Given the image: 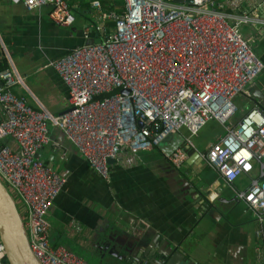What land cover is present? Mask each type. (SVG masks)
<instances>
[{
  "label": "built area",
  "instance_id": "built-area-1",
  "mask_svg": "<svg viewBox=\"0 0 264 264\" xmlns=\"http://www.w3.org/2000/svg\"><path fill=\"white\" fill-rule=\"evenodd\" d=\"M9 1L21 3L28 12L48 7L49 19L58 27L75 23L70 0ZM246 2H90L87 42L49 62L68 90L67 106L59 115L38 102L33 109L12 91L24 88V79L2 54L8 68L0 71V182L23 210L25 234L39 264H89L49 241L47 213L65 184L37 157L54 142L52 128L61 131L96 173L107 177L109 160L122 153L152 151L182 129L188 133L186 145L192 147V138L216 121L225 134L209 146L205 163L256 221H264V113L251 108L236 125L230 123L238 112L236 99L250 100L254 81L264 73L251 40L240 32L244 25L264 28L258 15L243 12ZM168 160L179 170L186 154L178 149ZM241 177L249 179L244 189L234 186ZM142 233L133 230L136 238ZM256 254L257 264H264V242ZM4 259L0 243V264Z\"/></svg>",
  "mask_w": 264,
  "mask_h": 264
},
{
  "label": "crops",
  "instance_id": "crops-1",
  "mask_svg": "<svg viewBox=\"0 0 264 264\" xmlns=\"http://www.w3.org/2000/svg\"><path fill=\"white\" fill-rule=\"evenodd\" d=\"M92 1L70 0L75 23L64 28L50 21L48 7L28 12L21 3L0 0V57L7 54L24 79L25 87L12 91L33 109L38 102L53 115L65 111L68 90L49 62L87 42ZM243 12L264 20V0H247ZM240 32L264 64V28L244 25ZM235 102L233 125L251 108L264 113V73L253 83L252 98ZM212 122L218 133L207 145L195 140L197 134L188 147L187 131L179 132L152 151L122 153L108 163L107 177L96 173L61 131L50 129L54 142L37 157L65 179L47 213L51 246L65 247L89 264H257L264 221H256L205 163L209 146L225 134ZM5 142L15 149L11 139ZM178 149L186 154L179 170L168 160ZM248 181L241 177L234 186L244 189ZM134 229L143 232L140 238Z\"/></svg>",
  "mask_w": 264,
  "mask_h": 264
},
{
  "label": "water",
  "instance_id": "water-1",
  "mask_svg": "<svg viewBox=\"0 0 264 264\" xmlns=\"http://www.w3.org/2000/svg\"><path fill=\"white\" fill-rule=\"evenodd\" d=\"M177 4H191L192 0H174ZM99 43V40H95ZM0 81V86H2ZM127 94V91H122ZM176 135V134H175ZM108 163H113L109 160ZM0 243L7 264H39L32 254L23 227L20 213L11 195L0 182ZM148 253L146 254V256ZM156 261V260H155ZM160 264H162L160 262Z\"/></svg>",
  "mask_w": 264,
  "mask_h": 264
},
{
  "label": "rangeland",
  "instance_id": "rangeland-1",
  "mask_svg": "<svg viewBox=\"0 0 264 264\" xmlns=\"http://www.w3.org/2000/svg\"><path fill=\"white\" fill-rule=\"evenodd\" d=\"M236 103V102H235ZM216 123L215 122H208L198 133V135L195 137V140H198L202 142L203 144H206L208 142H211L213 138L217 135L218 131L215 127ZM180 132H185V129H182ZM169 138V137H168ZM194 139V138H193Z\"/></svg>",
  "mask_w": 264,
  "mask_h": 264
},
{
  "label": "trees",
  "instance_id": "trees-1",
  "mask_svg": "<svg viewBox=\"0 0 264 264\" xmlns=\"http://www.w3.org/2000/svg\"><path fill=\"white\" fill-rule=\"evenodd\" d=\"M101 2L104 5H107L110 3H114V5H116V6H122L123 5V0H104V1L102 0ZM0 58H1L0 59V71H3V70L8 68V64H7V61L4 57H0ZM261 62H263V61H261ZM3 264H7L6 259H4Z\"/></svg>",
  "mask_w": 264,
  "mask_h": 264
},
{
  "label": "clouds",
  "instance_id": "clouds-1",
  "mask_svg": "<svg viewBox=\"0 0 264 264\" xmlns=\"http://www.w3.org/2000/svg\"><path fill=\"white\" fill-rule=\"evenodd\" d=\"M18 209V208H17ZM19 211V210H18Z\"/></svg>",
  "mask_w": 264,
  "mask_h": 264
}]
</instances>
